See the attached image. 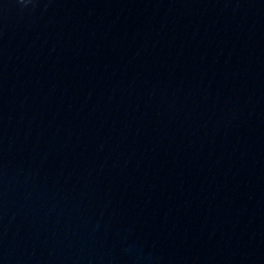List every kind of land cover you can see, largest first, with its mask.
I'll return each instance as SVG.
<instances>
[{"label":"water","instance_id":"obj_1","mask_svg":"<svg viewBox=\"0 0 264 264\" xmlns=\"http://www.w3.org/2000/svg\"><path fill=\"white\" fill-rule=\"evenodd\" d=\"M0 264H264V0H0Z\"/></svg>","mask_w":264,"mask_h":264}]
</instances>
